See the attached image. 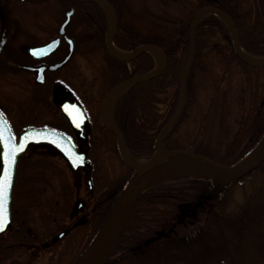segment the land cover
Listing matches in <instances>:
<instances>
[{"label": "trees", "instance_id": "1", "mask_svg": "<svg viewBox=\"0 0 264 264\" xmlns=\"http://www.w3.org/2000/svg\"><path fill=\"white\" fill-rule=\"evenodd\" d=\"M110 1L118 19L115 41L121 48L133 50L144 41H136L131 30L122 24L123 5ZM203 1V5L218 7L230 17L245 53L264 59V0ZM73 4L79 13L89 14L92 23L106 34L108 16L98 1L73 0ZM190 32L191 22L183 21L177 31L164 30L148 40L165 53V66L121 93L114 108L115 120L129 153L137 160H147L155 154L161 131L174 119L161 141L163 148H186L225 164L236 163L256 150L264 139V62L245 59L232 27L210 11L196 25L194 53L184 76L190 55ZM214 55H220L223 62L217 76L206 66ZM105 58L107 71L117 76V83L157 66L149 51L127 59L106 52ZM235 74L239 76L236 89L241 94L238 114L233 118L226 116L215 133L185 136L184 129L191 122L198 123L199 129L206 127L215 104L230 109L228 94L233 83L228 80ZM204 79L214 86L205 107L199 88ZM183 87L184 105L175 115ZM125 168L122 182L104 192L100 216L80 253L71 257L67 248L47 247L41 239L25 236L23 229L11 227L0 233V264H69L77 258L92 242L133 177L135 171L127 165ZM257 169L264 173V161ZM236 182L224 177L184 174L149 185L139 195L111 257L103 264H264V181L242 200L234 201Z\"/></svg>", "mask_w": 264, "mask_h": 264}, {"label": "rangeland", "instance_id": "2", "mask_svg": "<svg viewBox=\"0 0 264 264\" xmlns=\"http://www.w3.org/2000/svg\"><path fill=\"white\" fill-rule=\"evenodd\" d=\"M20 1V0H18ZM43 1L44 6L38 7V4L33 5L32 8H27L20 2H17L18 11L21 13V25L25 32V42L27 44L35 43L38 40L37 30L39 23L38 16L46 15L52 11L61 20L65 17V11L69 8L66 0ZM190 0H124L125 6L122 24L128 27L133 38L136 41H148L151 37L156 36L157 33L164 30L173 29L178 30V27L184 21V15L188 13ZM242 1V0H241ZM251 0L244 1L247 3ZM42 5V2H41ZM22 6V7H21ZM24 6V7H23ZM90 16L83 11L77 12L73 15L72 22L76 27V35L78 38V50L75 55L73 70L74 86L76 90L90 92L91 97H94L97 106H101L103 100L108 94L119 84L117 83V76H112L107 71L105 48L101 46L103 41L106 44L104 35L99 31V28L88 22ZM183 20V21H182ZM91 22V19H90ZM89 23V24H88ZM110 27V20H109ZM22 32V33H24ZM42 34V33H41ZM24 36V35H23ZM193 46L190 52L193 51ZM220 55H214L206 61L207 68L216 76L219 70L223 67V62L219 59ZM252 58V57H251ZM255 60L254 58H252ZM66 69L59 71L64 74ZM229 84L233 83L230 88L228 98L230 101V109H221L219 104H215V109L209 112L207 125L204 129L198 128V123L191 122L184 129V135L193 137L203 133H215L220 130L224 118H233L239 110V103L241 94L236 89V84L239 83V76L235 74L228 80ZM34 83L33 79L21 73L3 75L0 74V92H2L8 101L13 106L12 113L15 121V126L19 129L35 124L47 122V116L42 115L35 104V95L31 92L29 86ZM126 85L121 86L122 91ZM200 98L202 105L205 107V102L208 100L209 93L214 89L210 81L200 80ZM86 94V93H85ZM99 103H101L99 105ZM205 103V104H204ZM212 104V103H211ZM11 106V107H12ZM46 115V114H45ZM227 121V118H226ZM103 127V126H102ZM105 130V128L103 127ZM106 132L105 146L103 150H96L93 154L95 156V193L109 192L111 186L121 181L122 175L125 171V164L122 161L118 151L117 137L114 134ZM203 132V133H202ZM261 147H264L263 144ZM166 151L161 150L156 155H166ZM252 157V155L247 158ZM246 158V159H247ZM29 160L23 161L19 169V174L16 180V206L22 212L23 216L28 217L27 226L31 227L36 232L43 231L44 228L50 226L57 229L67 215V209H70L74 195H63L62 185L65 183V173L57 164V160L47 154L38 153L32 155ZM137 161V160H136ZM143 162V161H137ZM242 162V161H241ZM119 179V180H118ZM264 181L263 170L257 168L246 174L243 178L234 184L233 199L234 201L242 200L246 194L256 188V186ZM122 182V181H121ZM23 208V210H22ZM49 213V214H48ZM46 215H48L46 217ZM57 217V220L54 219ZM59 224V225H58ZM93 233V232H92ZM87 234V232L85 233ZM88 235L80 242V246L76 249V253L81 251V246L87 243ZM73 256V254H72Z\"/></svg>", "mask_w": 264, "mask_h": 264}, {"label": "flooded vegetation", "instance_id": "3", "mask_svg": "<svg viewBox=\"0 0 264 264\" xmlns=\"http://www.w3.org/2000/svg\"><path fill=\"white\" fill-rule=\"evenodd\" d=\"M45 1L51 2L48 4H54V1L58 2V0ZM113 1H117L125 6L124 0ZM17 2H20L27 8H32L35 4H38L39 8L44 6L43 1L40 0H0V74L7 76L21 73L33 79L34 83L29 88L31 92L33 91V95H35V107L42 112V115L47 116L48 120L41 124L29 125L21 129L17 128L14 125L15 121L11 111L13 106L8 101L9 96L6 97L2 92H0V111L9 122L17 137L27 127L51 125L52 128L59 130L69 137L79 152H86L87 163L74 169L63 149L58 144H31L27 151L19 157L17 175L19 174L20 166L23 164L22 162L26 161L28 163V158L32 155L41 153L52 156L57 160V164L62 168L63 173H65L66 181L61 187L63 195H71L70 193H72L74 199L70 209H67L65 219L62 223H59L60 226L57 229L48 226L43 231L36 232L27 226L28 217H26V213L16 206V175L10 228L23 229L25 236L30 235L33 238L41 239V242L47 247H65L68 254L72 255L80 246L83 238L86 235L90 237L100 216V207L105 202L104 192H100L99 190L96 194L94 191L96 160L93 153L96 150H103L102 148L106 145L105 130L108 133L110 131L105 127L104 130L102 127L104 125L97 103H95L99 100H96L94 97L92 98L90 92L85 91V94L80 90H76L74 86V77H72L74 73L71 72V69L73 70V63L79 46L76 27L72 19L65 25L64 32H61L62 24L67 17V11L74 8V13L77 12L73 0H66L69 8L65 11V17L62 20L53 11L46 15L38 16L37 22L39 26L37 30L40 34H37L38 40L31 44L21 43L26 38L21 25V19L23 18L18 11ZM203 2V0H190L188 9L190 14L193 15L195 10L204 6ZM45 6L49 7V5ZM184 17L186 21H189L187 14ZM90 19L88 17L87 20L91 24L92 21L90 22ZM92 25L96 26L93 23ZM100 33L103 35L102 31ZM116 33L117 31L115 32V37H117ZM57 37H60V41L55 48H50L47 52L42 51L39 54L30 51L31 46L50 43ZM101 46L105 48L106 52L107 47L103 41ZM60 62L62 63L58 64ZM54 65H57V67H53ZM39 67L44 72L43 80L37 79ZM66 68L67 71L64 74L59 73L60 70ZM76 100L83 106L87 115L86 117L77 108ZM65 108L76 114L73 120L64 111ZM22 213L26 216H23ZM54 220L56 221L57 217ZM86 232L87 234H85Z\"/></svg>", "mask_w": 264, "mask_h": 264}, {"label": "water", "instance_id": "4", "mask_svg": "<svg viewBox=\"0 0 264 264\" xmlns=\"http://www.w3.org/2000/svg\"><path fill=\"white\" fill-rule=\"evenodd\" d=\"M109 6H110V9L113 13L114 24H113L111 31L109 32V34L107 36L108 51L111 54H113L119 58H130V57H133V56H135V55H137L143 51L151 50V48L153 47L161 53L162 64L153 72L146 73L143 75H138L136 77L123 80L108 94V96L104 100V104L102 107V119L105 123H107L113 129V131L117 135L119 142H120V145H121V148L123 150V157H124L126 163L132 169L136 170V173H135L134 177L132 178V180L130 181L127 189L125 190V192L121 196V198H122L124 196V194L129 190L128 194L126 196V199L124 201V204L120 210V213H119L117 222L115 224V227L112 231L110 243H109L104 255L100 259L93 261V262H89V261L83 259L84 255L89 251V249L95 243L96 239L98 238V236L102 230L101 229L98 236L96 237L94 242L90 245V247L77 260H75L72 264H103L110 258V256L113 253V250H114V248H115V246H116V244H117V242H118V240H119V238H120V236H121V234H122V232L126 226V223L129 219V216L133 210V207H134L140 193L148 185L153 183V182H151L150 184L145 185V181L147 179V176L149 175V173L151 171H154L158 167H160L164 164H167V163H171L174 161L181 160L185 157H189L193 161H195V162L199 163L200 165H202V166L212 170L213 172H215L214 175H218V176H221V177H224L226 179H230L231 181H233V180H236V179L246 175L250 171L254 170L258 166V164L264 160V147H260L258 150H256L249 160H247L245 163H243L242 165H239V166H237V164H232V165L224 164V163L218 162L214 159H211V158H209L203 154H200V153H197V152H194L191 150L175 149V150L169 151L168 153H166V155L153 156L150 160L146 161L143 166L136 165L133 162L132 157L128 153V150H127L126 145L124 143L121 131L119 130V128L116 125L110 123L109 121H107L104 118L103 109H104L105 104H106L107 100L109 99V97L119 87H121L123 85H126V87H128L129 85L133 84L134 82H136L139 79L146 78V77H149V76H152L154 74L159 73L164 68V65H165V54H164L163 50L158 45L153 44V43H144L141 46H139L134 52H132L128 55H117V54H115L112 51V45H113V36H114V31H115V26H116V16H115V12L113 10V7L110 4H109ZM210 10H213V11L217 12L218 14L222 15L233 27V24H232L230 18L227 16V14L224 11H222L221 9L216 8L214 6H205V7L201 8L195 15L194 23L192 25L193 32L195 30L196 21L201 16V14L204 12L210 11ZM73 12H74V9H71L70 11H68L67 18L63 23L62 31L64 30V26L71 19V14ZM233 29H234V27H233ZM235 35H236V33H235ZM59 40H60V38H57V39H54L52 42L45 44V45L31 46L30 51L35 53V54H39L42 51L47 52L50 48H55L58 45ZM236 42H237V46L239 47L237 39H236ZM242 55H243V53H242ZM243 56L247 60L252 61L249 58H247L245 55H243ZM61 63L62 62H60L58 64H61ZM57 65H54L53 67H57ZM43 77H44L43 69L39 68L38 79L42 80ZM183 80L185 81V77ZM183 103H184V96H183L182 104L180 105L177 112L180 111ZM76 106L83 113V116L86 117L84 114L85 112H84L83 107L78 102H76ZM64 111L67 113V115L72 120L76 116V114H73L72 112H70L66 108L64 109ZM170 125H171V123L167 126V128ZM162 137H160L159 141H158L159 147H160ZM32 143L58 144L63 149V152L65 153V155L67 156V158L71 162L74 169L78 168V166L80 164H85V162H86L85 161L86 160V152H79L67 136H65L63 133H61L55 129H52L50 127L27 128L26 130H24L20 134L19 138H17L16 135L13 133L9 123L7 122L5 117L0 112V164H1V168H0V189H4L5 186H7L6 198L3 199V201H2L3 207L0 208V214L6 215L7 223L4 226L3 230L0 232L5 231L11 222L12 190H13V185H14V180H15L18 157L20 154L25 152L27 150V148ZM21 146H22V150H21ZM120 199L118 200V202L120 201ZM104 225H103V227H104Z\"/></svg>", "mask_w": 264, "mask_h": 264}, {"label": "bare ground", "instance_id": "5", "mask_svg": "<svg viewBox=\"0 0 264 264\" xmlns=\"http://www.w3.org/2000/svg\"><path fill=\"white\" fill-rule=\"evenodd\" d=\"M103 3L109 12L110 29H112L113 23H114L113 13L110 9V6L106 2H103ZM151 50L157 55L158 62H159V64H161L162 63L161 53L153 47L151 48ZM112 51L117 55H127L128 54L125 51H123L122 49L118 48L115 44L112 45ZM120 89L121 88L119 87L118 89H116L112 93V95L107 100L105 107L103 109L104 118L112 124H115L114 117H113V108H114L115 100L121 92ZM263 146H264V144H263ZM249 159L250 158L243 160L242 162L237 164V166L242 165L243 163H245ZM133 162L139 166L144 165V163L137 162L136 160H133ZM183 173H199V174L208 175V174H214L215 172H213L212 170H210V169L200 165L199 163L193 161L191 158L185 157L181 160L164 164V165L158 167L157 169H155L154 171H151L149 173V175L147 176V179L145 181V185H148L151 182L157 181V180L162 179V178L172 177V176L183 174ZM128 191L124 194V196L120 199V201L115 206L114 210L112 211L111 215L109 216L108 220L106 221V223H105L104 227L102 228V230H101L98 238L96 239L95 243L92 245V247L89 249V251L84 255V257H83L84 260H87L89 262H93V261L100 259L104 255V253H105V251H106V249L110 243L112 231L115 227V224L117 222L120 210L124 204V201L126 199Z\"/></svg>", "mask_w": 264, "mask_h": 264}, {"label": "snow or ice", "instance_id": "6", "mask_svg": "<svg viewBox=\"0 0 264 264\" xmlns=\"http://www.w3.org/2000/svg\"><path fill=\"white\" fill-rule=\"evenodd\" d=\"M21 150H22V146H21ZM6 193H7V186H5L4 189H0V208L3 207L2 201L3 199L6 198ZM6 223H7L6 215L0 214V231L3 230Z\"/></svg>", "mask_w": 264, "mask_h": 264}]
</instances>
